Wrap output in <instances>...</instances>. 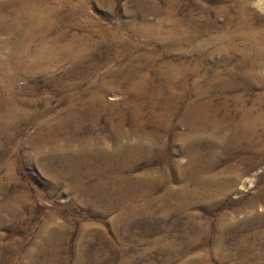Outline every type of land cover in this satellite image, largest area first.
<instances>
[{
  "label": "rangeland",
  "instance_id": "obj_1",
  "mask_svg": "<svg viewBox=\"0 0 264 264\" xmlns=\"http://www.w3.org/2000/svg\"><path fill=\"white\" fill-rule=\"evenodd\" d=\"M0 1V10L10 14L19 6L20 0ZM233 1L35 0L41 7L55 8L57 13L51 21L55 28L48 31L47 37L40 32L37 41L32 43L34 49L53 42L63 32L69 34V38L74 33L89 35L91 42L87 46V58H81L85 60L80 61L79 66L65 77L73 88L50 83L42 73L34 77L23 73L14 84L4 81L5 86L13 89L4 103L9 106L15 104L19 110L35 114L21 119L0 117V185L9 184L12 193L16 190L28 191L18 215L4 204L5 194H0V264H264V201L261 197L264 193V156L253 170L242 174L241 182L246 176H254V184L248 190H242L240 182L221 199L218 196L203 198L204 188L181 180L185 175L182 167L191 162L184 153V141H172L169 137L170 133L190 130L188 123L181 120L184 110L169 116L174 127L168 132L161 128L160 119L151 118L152 109L141 102L142 96L130 91L127 81L120 87L115 84L116 79L127 72L126 67L132 68L129 75L133 81L139 80L142 73L148 70L155 77L167 59L175 66L185 60L183 68L187 69L192 79L199 75L202 83L206 84L209 73L213 72H208L207 66L216 68V63L222 58L216 51L222 43H209L219 35V28L212 27L211 23H224L222 8L236 14L231 5ZM254 10L255 13H262L256 7ZM190 16L198 19L196 28L199 31L206 30L188 44L178 46V42L161 34L171 31L176 20L186 27ZM198 42L205 44L201 53L193 52L192 46ZM3 50L0 67L5 69L6 61L2 60L12 52V47L9 45ZM210 51H215L213 58L208 57ZM68 65L66 63L58 70V77L64 76ZM197 65L200 70L191 72ZM102 86L105 100L111 106L100 113L96 130L92 129L91 117L84 116L82 123L86 129L85 135L82 134L87 135L92 144L99 138L103 148L112 149V127L119 123L118 112L123 111L122 142L137 143L145 137V142L150 141L153 145L151 154L142 153L125 169L117 166L108 170L102 168L106 165L108 154L99 156L95 153L97 156L90 165L74 166L70 170L63 166V157L47 171L40 158L57 156L63 148L60 144H55V147L40 144L38 133L43 128L41 109L49 106L54 110L45 117L53 122L59 111L69 108V96L81 95L82 99H86ZM191 89L193 97L192 86ZM258 92H264V86L249 90V105ZM6 105L0 107V115L7 112ZM135 114L140 115L138 122L135 121ZM137 124H140V130ZM58 138L63 141L65 136L61 133ZM198 142L202 146L200 162L204 164L214 151L209 148L206 138L200 137ZM239 148H234L230 156L223 153L222 161L214 171L221 174L229 165L238 164L241 157L251 155ZM68 154L79 158L75 153ZM26 156L28 160H23ZM71 177L73 181H70ZM157 177L164 178V181ZM187 187L198 190L199 199L190 197ZM121 191L127 192L125 201H131L126 203L120 197ZM145 191L149 192L145 194ZM214 194L220 193L215 190ZM184 197L189 198L186 207L179 203Z\"/></svg>",
  "mask_w": 264,
  "mask_h": 264
},
{
  "label": "bare ground",
  "instance_id": "obj_2",
  "mask_svg": "<svg viewBox=\"0 0 264 264\" xmlns=\"http://www.w3.org/2000/svg\"><path fill=\"white\" fill-rule=\"evenodd\" d=\"M226 1L227 0H222L223 3ZM18 3L19 6L17 5V8L11 11L10 14H6L0 10V57H2L1 52H4V47L8 48L9 45L12 47V52L7 55L8 57H6V59L2 60L6 61L5 65L7 68L5 67V69H3L0 67V107L6 105L4 102L7 100V94L13 90L10 88L11 86H5L4 81L8 80L11 84H14L19 75L23 73L32 77L42 73L50 83L56 82L64 88H73V84L68 83L65 77L69 76L73 69L75 70V68L79 66L81 63L80 61L85 60H80L81 58H87V46L91 42V36L89 35L80 36L74 33V36L72 35L73 37L69 38V34L67 35L62 31L63 33L57 35V37L55 36V39L53 38L54 36L52 37L54 39L53 42H51L52 40L50 41L51 43L48 44L45 42L46 44L41 49H37L36 47V49H34L32 43H35V40L39 38L37 35L41 32L40 34L42 36L47 37L49 32H51L50 30L55 28L51 21L54 20L57 10H55V8L50 10L49 7L44 8L45 5L41 7L42 5H38L35 0H20ZM231 5L233 9L236 10V14H231L229 9L222 8L221 14L225 20L224 23H211L212 27L219 28V35L209 43H222V45H218L216 49V51L221 54L222 58L216 63V68L212 69L211 66H207V71L213 72L209 73L206 84L202 83L201 78L199 79L201 76L199 75L198 78L192 79L187 69L183 68L185 66V60H182L179 65L177 64L175 66L171 60L167 61L168 59L164 65H162V70L160 72L158 71L155 77H152L150 74L151 70H148L142 73L139 80L133 81L130 79L131 76L129 75V72H132V68L127 69L126 67L127 72L125 75L117 78L115 82L117 87L123 86L124 83L128 82L130 91L134 94H139L140 97L142 96L141 102L152 109L151 118L160 119L162 121L163 127L161 128H163V130L171 132L170 129H172L174 125L170 121L169 116L172 113H179L180 110H184L182 117H180L183 122L188 123L190 130L184 133H170L169 137L172 141L177 139L184 141V153L190 157L191 162L188 166L182 167L185 171V175L182 171L181 174L184 175V177H182L181 180L188 185L194 184L199 188H204L202 191L203 198L218 196L217 198L221 199L223 195L230 192L229 190L232 191L233 188L239 185L242 180V174H246L253 170L264 156V92H258L257 98L255 97L250 105L247 103V94L249 90L264 86V0H234ZM253 6L262 13L257 12V10V13H255ZM190 17V19L187 17L189 21L187 20L188 22L185 23L187 25L186 27L182 25L184 24L183 22H179L180 20L177 22L176 20L171 26V31L161 34L178 42V46L188 44L206 30L204 28L205 30L199 31V29L196 28L199 22L198 19L192 16ZM201 21L202 20H200V23ZM207 26L210 27V24H207ZM159 29H157V31ZM5 34L8 35L7 38H5L7 35L3 37ZM42 40L43 39H41V41ZM44 40L46 41V39ZM167 41L169 40L167 39ZM204 45L203 42L193 45V52H203ZM214 54L215 51H210L208 57L213 58V56H215ZM66 63L69 65L65 69L64 76L58 77L56 73ZM198 65L193 68L191 72L200 70V66ZM191 79L193 80L191 86L194 90L193 92H195L193 97L190 94L192 91L190 86ZM104 90L102 86L96 93L91 94L90 97L86 99H82L81 95L69 96V108L64 112L59 111L55 115L56 120L53 122L49 120L50 118L48 119L45 117L54 110L49 106H45L41 109L40 113L43 117L41 127L43 128L42 131L38 133L39 139L41 140L40 144L46 143L49 146L53 145V147H55V144H60L63 148L62 153L57 154V156L46 155L40 158L41 163H43L47 171L52 168V164L57 159L63 157H65L62 159L63 166L65 169L68 168V170H70V168L74 166L90 165L94 159L95 153H98L99 156L108 154L106 165L102 166L104 170H108L117 166L125 169L130 161L135 162L142 153L148 152L151 154L153 145L149 143L150 141L145 142V140H147L145 137H142L137 143L124 144V142H122V127L125 122V114L123 111L118 112L119 123L112 127L111 136H113L112 138L114 140L112 149L103 148L99 138L95 140V144H92L91 139L87 135L84 136V131L86 129L82 123L84 116L88 115L91 117L92 129L96 130L100 113L111 106L105 100ZM13 98L14 97H12V99ZM132 102L131 104L133 106L134 101ZM78 104H80L81 107H78ZM6 109L7 112L0 115L3 119H14L15 117L20 119L28 118L35 114V112L29 110H19L15 104L14 106L6 105ZM139 118L140 115L135 114L136 122H138ZM137 126L136 127L140 130V124H137ZM61 133L65 136L63 141H60L58 138ZM200 137L206 138L209 148L214 151V154L212 153L213 156L207 158L209 160L204 164L200 162V151L202 150V146L198 142ZM159 139L161 141V138ZM237 147H241L245 152L249 151L251 155L241 157L238 164L229 165L221 174L215 172V168L222 161L223 153L230 156L232 154L231 151ZM68 153H75L79 155V158L75 159ZM23 160H28V157H23ZM12 166L11 164V167ZM252 177L246 176L244 178L240 187L242 190H248L254 184V179ZM70 179V181H73L72 177ZM162 179L164 181V178ZM162 179L160 180L162 181ZM153 181L154 179L152 182ZM52 182L56 183V180ZM132 183L134 182L132 181ZM138 185L141 184L139 183ZM146 188H148V186ZM151 188L149 190H152ZM183 188L184 187H182V189ZM187 188L190 197L199 199L198 190ZM10 189L11 187L9 184L3 183L0 185V194H5L6 200H4V204L9 206V209L13 208L14 214L18 215L20 214V206L23 200L27 198L28 191L16 190L12 193ZM113 189L115 188H112V190ZM107 190H109V188ZM215 190L219 191L220 194H214ZM131 191V193H133V190ZM175 191H172V194H174ZM147 192L145 191V194ZM126 193L127 192L123 191L120 193V197L124 199V201L128 198ZM135 194H137V192ZM261 197L264 201V193ZM188 199L184 197V200L181 201L180 199L181 202L179 203L186 207L185 205ZM128 201L131 200H127V202ZM110 205H112V203ZM249 205L252 206L253 203H249Z\"/></svg>",
  "mask_w": 264,
  "mask_h": 264
}]
</instances>
